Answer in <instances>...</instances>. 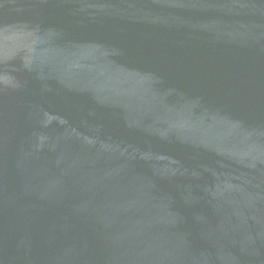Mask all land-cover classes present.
<instances>
[{
  "label": "water",
  "instance_id": "95a60500",
  "mask_svg": "<svg viewBox=\"0 0 264 264\" xmlns=\"http://www.w3.org/2000/svg\"><path fill=\"white\" fill-rule=\"evenodd\" d=\"M0 264H264V0H0Z\"/></svg>",
  "mask_w": 264,
  "mask_h": 264
}]
</instances>
